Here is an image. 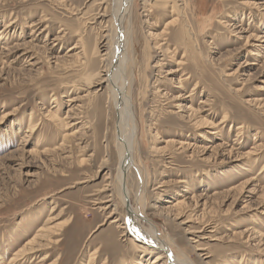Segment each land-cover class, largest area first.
I'll use <instances>...</instances> for the list:
<instances>
[{"label":"rangeland","instance_id":"obj_1","mask_svg":"<svg viewBox=\"0 0 264 264\" xmlns=\"http://www.w3.org/2000/svg\"><path fill=\"white\" fill-rule=\"evenodd\" d=\"M133 1L126 78L143 179L132 168L127 188L149 224L132 228L142 238L152 228L191 264H264V44L252 46L264 40V0ZM111 2L0 0V264H152L160 253L112 224L131 217L106 190L130 129L100 86L109 28L98 14ZM180 94L207 111H180ZM108 197L115 215L102 210ZM48 225L44 248L17 258Z\"/></svg>","mask_w":264,"mask_h":264},{"label":"bare ground","instance_id":"obj_2","mask_svg":"<svg viewBox=\"0 0 264 264\" xmlns=\"http://www.w3.org/2000/svg\"><path fill=\"white\" fill-rule=\"evenodd\" d=\"M134 3L135 2L133 0H112V2L110 3L111 4L110 15H108V12L106 11L107 9L104 8L105 6H103V5L101 7V10L103 11V13L101 12L100 14H98V19L101 20L100 23L101 24H108V28H109L107 30H104V32H103L104 35H102L103 40L101 42V49H102V53H104L102 57H103V62H104V64L106 63V65H105V72H104L105 74L101 80L100 86H101V89L106 88L108 90L109 100L114 104L115 109H117L118 114H119L118 117L120 116L119 118H120L121 124L118 123L119 125H121L120 127H122V129H123L125 126L128 127L127 124H129V126H130L129 130H127V129L125 131L121 130L122 132H120L121 134L119 135L120 138L118 140V149L117 150H119L118 153H120V159H119V163H118L117 175H116V181H115L116 188L114 189V184L113 185L107 184L108 188H106V190L111 189L110 192H112L113 190L116 191V194L121 199V203H122V206L124 209V211L122 209V212H125V215L126 216L129 215L131 218L125 224L124 223L121 224V220L119 218H116L112 221V224H117L119 226V228L125 230V234H123L124 237H130L135 241H140L142 243L140 245L141 248H147V249L150 248L152 251H159L160 253L156 254L155 260L152 264H166V263H169V264H191L189 262V260L180 259L179 257L174 256L171 253V248L168 246V244L165 241H163L162 239H159L156 232L151 228V225H150L151 234H150L149 238H142L132 228V226L134 224H137L136 223L137 220L144 219L143 215H140L138 213V211H135V209L132 208L131 203H129V189L127 188V177H128V173L130 172V170L132 168H135L140 179L142 178V174H143V172L141 170V165L136 164L134 157H133V153L135 151L136 134H135V130H134V115H133V109H132V101L130 98L131 89H132V80H131V78H128V79L126 78V71L129 68L128 66L131 65V62H132V58L129 55V51L131 53L132 49H135V47H136L135 42H134V34H133L134 31H132V27H133L134 23L131 24L130 19H129V15L135 6ZM170 3H172V5H171L172 7H169V3H168V5L166 4L167 6H165V7L171 8L172 9L171 14H173L177 8V2L171 1ZM102 4H105V3H102ZM180 14H181V11L177 15L178 17H176L168 25H178L177 23L180 22ZM108 17H111V19H110L111 21L106 22V18H108ZM125 22H126V27H122ZM37 30H39V29L36 28V31ZM254 42L256 44L254 43L252 46L255 47L257 50L262 48L260 46V44H264V40L261 38H258ZM157 50H159V49H157ZM253 56H256V53H254ZM179 64H181V63H179ZM177 72L178 71H174L172 73L170 72L169 74L172 75V74H176ZM185 80H187V79H185ZM185 80H184V82H185ZM179 82H181V81H179ZM183 98H184V95L180 94L178 97L173 99V101L175 103H177V102L180 103V104H177L178 109H180V111L191 112L193 114V117H194V115H198V114L201 115V113H204L207 111L205 108V106H208L207 102L200 103L204 106L200 107L199 110L195 111V109L193 107H191V106L187 107L186 105H183L181 103ZM187 98H189V97H187ZM70 102L74 103V102H77V100H71ZM72 111L73 110H70L69 112L71 113ZM57 114H58L57 112L49 111L47 117L51 118V120L52 119L58 120L59 123L62 125L64 131H66V128H68L69 126H74V125H71V120H69V119H71V117L69 115L65 119H58ZM203 122H205V121L203 120ZM119 125H118V127H119ZM34 130H35V128L32 127L31 133ZM141 181L142 180L138 181V182H140L138 185L139 190L142 188V182ZM109 183H111V182H109ZM108 198L109 199L107 201L103 202L104 206L102 207V210L104 212L105 210H111L112 209L110 216L115 215V214H117V212H119L117 209V206H115L114 201L112 199H110V197H108ZM139 199H141L140 195H138V200ZM180 206H181V203L176 201L175 203L172 202L171 205L169 207H167V209H169V211L171 212ZM180 214L175 215L176 221L180 220L179 219ZM110 216H108V218ZM144 222L149 224V220L146 221L144 219ZM183 224H184L183 222H179V225H183ZM52 230H53V227H51L49 225L45 226L42 230H40L41 234H39L32 241H30L29 244L25 248H23L20 252H18L15 256H17V258H20V259H24V258L28 259L32 256L33 253H36L39 250H42L44 247L39 242V240L44 241V239L46 237H48L49 232H52ZM201 233H202V235H198V236L194 235V236L200 240L207 239V238H205L206 231H202ZM201 233H199V234H201ZM196 234H198V233H196ZM202 238H205V239H202ZM191 242L195 243L196 241H194V239H193V241H191ZM172 245H173V243H172ZM203 256L204 255H202L201 257H203ZM53 264H55V263H53Z\"/></svg>","mask_w":264,"mask_h":264}]
</instances>
